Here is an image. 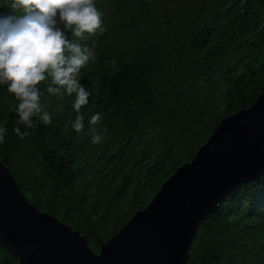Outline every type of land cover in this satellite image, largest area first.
Returning a JSON list of instances; mask_svg holds the SVG:
<instances>
[{"label":"trees","instance_id":"1","mask_svg":"<svg viewBox=\"0 0 264 264\" xmlns=\"http://www.w3.org/2000/svg\"><path fill=\"white\" fill-rule=\"evenodd\" d=\"M95 2L104 32L66 30L95 52L80 73L92 93L81 109L85 127H72L73 96L49 92L50 80L41 89L51 122L34 116L31 127L0 84V156L31 203L80 230L99 253L222 119L264 91V0ZM96 112L102 117L92 124ZM0 264H20L1 241ZM187 264H264V175L201 221Z\"/></svg>","mask_w":264,"mask_h":264},{"label":"water","instance_id":"2","mask_svg":"<svg viewBox=\"0 0 264 264\" xmlns=\"http://www.w3.org/2000/svg\"><path fill=\"white\" fill-rule=\"evenodd\" d=\"M264 175V91L228 115L146 208L99 253L87 237L38 209L0 156V241L20 264H187L201 221L243 183Z\"/></svg>","mask_w":264,"mask_h":264},{"label":"clouds","instance_id":"3","mask_svg":"<svg viewBox=\"0 0 264 264\" xmlns=\"http://www.w3.org/2000/svg\"><path fill=\"white\" fill-rule=\"evenodd\" d=\"M5 3L12 11L0 13V84H6L18 101L14 111L21 123L33 126L34 116L51 122L41 89V83L50 80L49 92L73 96L77 116L72 127L82 130L85 117L81 109L89 104L92 93L81 82L80 73L95 52L69 40L66 30L76 37L104 32L103 13L95 0H0V7ZM101 117L102 113H94L90 123L96 124ZM6 131L0 127V143ZM14 131L20 133L19 126ZM101 138L96 134L93 140Z\"/></svg>","mask_w":264,"mask_h":264}]
</instances>
